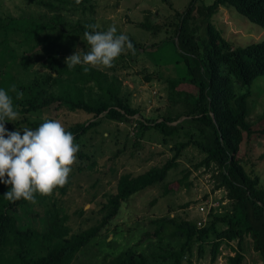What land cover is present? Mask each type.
I'll use <instances>...</instances> for the list:
<instances>
[{
    "label": "trees",
    "instance_id": "1",
    "mask_svg": "<svg viewBox=\"0 0 264 264\" xmlns=\"http://www.w3.org/2000/svg\"><path fill=\"white\" fill-rule=\"evenodd\" d=\"M89 1L80 0L77 4L76 0H38L37 4L46 10V14L0 18V88L9 91L22 117L5 122L9 131L19 130L16 126L22 121L33 128L39 127L44 118L30 121L25 114L38 113L54 105L57 109L92 115V120L75 122L65 128L73 134V143L78 144L99 124V117L128 122L139 115V108L130 103L127 94H122L116 77L108 80L105 71L90 65L88 72H84L82 65L72 69L66 66L65 58L71 55L78 41L86 45L84 32L91 30L85 25L94 21H69L65 11L81 9L94 13V6ZM164 1L173 8L170 1ZM220 7H231L264 29V0H213L209 4L203 0H189L183 10L173 9L175 35L169 37L178 52L177 62L182 63L184 71L167 78V82L171 98L182 103V110L142 118L136 124L137 138L154 130L172 155L143 172L121 173L116 180L115 192L109 194L102 206L104 213L100 220L77 232L71 230L67 224L68 216L60 214L56 202H50L52 194L39 192L34 195L35 203L44 208V216L40 217L43 226L40 229L20 226L17 213L34 203L23 198L8 201L4 193L10 191L11 186L0 183V264H71L76 257L83 256L84 248L107 227L122 202L130 196L153 186H161L164 194L188 186L189 168L183 169L182 176L176 179V188L166 179L190 145L204 154L193 167L209 170L215 181L214 187L226 191L228 204L225 210L208 213L200 227L193 220L168 215L151 220L156 225L151 235L157 238L153 246L150 244L152 250L136 251L131 246L103 264H192L195 246L199 256L208 246L210 260L214 262L222 244L230 245L232 241H236V246L231 247L233 254L226 256V264H242L246 236L264 264V188L259 176L246 171L238 156L244 138L250 140L264 135L263 116L260 117L261 128L248 120L250 86L257 76L264 75V40L232 46L212 20ZM140 25L149 28L147 22ZM129 39L136 49L144 48ZM11 41L20 44L22 55ZM27 52L31 54L27 55ZM33 55H39L46 72H34L32 78L25 81V77L17 76V73L27 71L34 62ZM104 69L113 72L115 66ZM146 79L150 80L148 76ZM12 85L16 86V92H23V99H16V93L10 91ZM181 116L184 118L179 120ZM181 132L185 139L179 138ZM133 145L138 146V140ZM76 157L81 161L91 159V155L87 156L80 148ZM94 164L92 160L87 163L90 168ZM56 189L65 193L66 184L53 191ZM166 236L168 240L164 241Z\"/></svg>",
    "mask_w": 264,
    "mask_h": 264
},
{
    "label": "rangeland",
    "instance_id": "2",
    "mask_svg": "<svg viewBox=\"0 0 264 264\" xmlns=\"http://www.w3.org/2000/svg\"><path fill=\"white\" fill-rule=\"evenodd\" d=\"M37 1L0 0V18L9 15L18 17L46 14V10L40 7ZM168 1L173 8H170L164 0H90L89 3L94 6V13L88 10L82 12L81 9L73 12L65 11L69 21L92 19L99 25L98 30L106 31L110 25H115L118 33L126 34L144 47L135 48L134 55L125 52L116 58L113 72L106 71L102 65L96 66L105 71L108 80L117 78L122 94H127L130 103L139 108V115L133 116L132 118L135 119L128 122L99 117V124L84 135L82 143L78 142L80 149L87 156L91 155V159L83 158L81 161L77 157L71 166L65 193H60L56 189L49 199L50 202H56L60 214L68 216L67 224L74 232L83 230L100 220L104 213L102 206L106 203L109 194L115 192L116 180L121 173L143 172L152 165L161 164L172 155L169 147L161 143L160 134L154 130L146 131L142 138H137L139 131L136 125L142 118L160 117L182 110V103L171 98L167 82V78L175 77L184 71L182 63L177 62L178 52L169 36L175 35L173 9L183 10L189 0ZM203 1L209 4L213 0ZM198 3L197 1L196 4ZM85 5L87 6L88 3ZM212 20L232 46H245L251 42L264 40V29L231 7H220ZM143 22H147L149 28L141 26ZM11 43L18 54L22 55L23 49L20 44L14 41ZM77 49L87 52L90 46L78 41L70 54ZM36 57L33 55L34 62L27 67V71L17 73V76H24L23 80L27 81L32 78L34 72L42 74L46 72L40 64L39 55ZM147 76L150 80L146 79ZM248 105L250 108L248 120L257 128H261L263 123H260V117H264V75L257 76L251 84ZM25 116L30 121L46 117L59 120L64 128L75 122L93 119L91 114L57 109L54 105ZM20 118L22 117L19 116L18 119ZM183 118L181 116L179 120ZM16 127L35 129L23 121ZM179 138L185 139L184 132H181ZM135 140L139 142L136 147L133 145ZM203 156L204 154L195 146H188L182 152L179 165L170 170L166 180L171 181V186L176 188V179L182 176L183 169L189 168L187 181L190 184L167 194L163 193L161 186H153L130 196L131 198L122 202L118 213L110 220L107 227L84 248L83 256L76 257L71 264H103L108 258L131 246L136 251L152 250L150 244L153 246L157 238L151 235L156 226L151 220L168 215L198 222L200 219H207L210 212H223L228 204L226 191L214 187L215 181L209 170L193 167ZM238 156L246 171L259 176L260 185L264 188V135L250 140L244 138ZM91 160L95 164L90 168L87 163ZM200 206L205 208L203 213L199 210ZM41 216H44L43 206L30 204L29 208L17 213L18 224L40 229L44 224L40 220ZM163 240L167 241V236ZM235 246L236 241H232L230 245L222 244L220 255L214 262L210 260L208 246L205 247L202 256L197 254L195 246L191 262L192 264H226V256L233 254L231 247ZM243 252L242 264H262L248 236L243 242Z\"/></svg>",
    "mask_w": 264,
    "mask_h": 264
},
{
    "label": "clouds",
    "instance_id": "3",
    "mask_svg": "<svg viewBox=\"0 0 264 264\" xmlns=\"http://www.w3.org/2000/svg\"><path fill=\"white\" fill-rule=\"evenodd\" d=\"M85 27L91 30L84 32L90 50L77 49L67 56L65 63L69 69L77 65L84 66V72L90 70L88 65L110 68L125 52L135 54L129 37L118 33L115 25H110L106 31L98 30L99 25L94 23ZM10 91L16 93L17 100L23 99V92H16L15 85ZM16 107L9 91L0 88V183L11 186V190L4 193L8 201L23 198L35 203L34 193L51 195L53 189L68 182L80 146L73 143V134L66 131L59 120L44 118L35 129L24 127L9 131L5 122L19 118Z\"/></svg>",
    "mask_w": 264,
    "mask_h": 264
},
{
    "label": "built area",
    "instance_id": "4",
    "mask_svg": "<svg viewBox=\"0 0 264 264\" xmlns=\"http://www.w3.org/2000/svg\"><path fill=\"white\" fill-rule=\"evenodd\" d=\"M199 210H200L201 213H203L205 211V208L203 206H200ZM205 221H206V218L200 219L197 222L198 227L203 226V224L205 223Z\"/></svg>",
    "mask_w": 264,
    "mask_h": 264
}]
</instances>
